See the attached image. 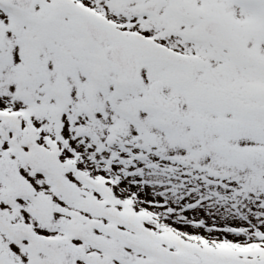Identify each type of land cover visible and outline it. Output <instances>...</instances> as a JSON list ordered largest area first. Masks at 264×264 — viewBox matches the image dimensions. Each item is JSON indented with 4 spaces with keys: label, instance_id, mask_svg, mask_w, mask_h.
<instances>
[{
    "label": "snow or ice",
    "instance_id": "obj_1",
    "mask_svg": "<svg viewBox=\"0 0 264 264\" xmlns=\"http://www.w3.org/2000/svg\"><path fill=\"white\" fill-rule=\"evenodd\" d=\"M0 264H264V0H0Z\"/></svg>",
    "mask_w": 264,
    "mask_h": 264
}]
</instances>
